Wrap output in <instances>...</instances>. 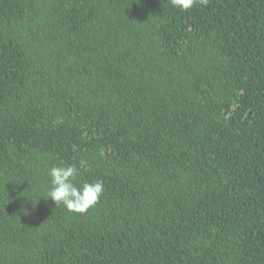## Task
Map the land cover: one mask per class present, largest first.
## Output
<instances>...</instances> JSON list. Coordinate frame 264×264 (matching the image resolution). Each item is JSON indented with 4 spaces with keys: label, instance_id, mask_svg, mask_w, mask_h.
Masks as SVG:
<instances>
[{
    "label": "trees",
    "instance_id": "1",
    "mask_svg": "<svg viewBox=\"0 0 264 264\" xmlns=\"http://www.w3.org/2000/svg\"><path fill=\"white\" fill-rule=\"evenodd\" d=\"M0 264H264V0H0Z\"/></svg>",
    "mask_w": 264,
    "mask_h": 264
},
{
    "label": "clouds",
    "instance_id": "2",
    "mask_svg": "<svg viewBox=\"0 0 264 264\" xmlns=\"http://www.w3.org/2000/svg\"><path fill=\"white\" fill-rule=\"evenodd\" d=\"M196 3L206 5L207 0H171L173 7L184 11L190 10ZM48 175L51 179V188L47 199L56 206L62 204L72 213L86 214L99 203L105 191L104 182L100 180L77 186L75 180L79 170L75 164L53 166Z\"/></svg>",
    "mask_w": 264,
    "mask_h": 264
}]
</instances>
